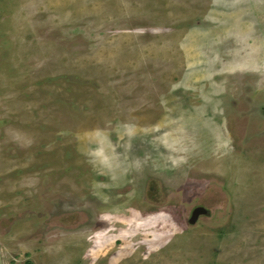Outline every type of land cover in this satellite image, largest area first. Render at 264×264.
Masks as SVG:
<instances>
[{
  "label": "rangeland",
  "instance_id": "obj_1",
  "mask_svg": "<svg viewBox=\"0 0 264 264\" xmlns=\"http://www.w3.org/2000/svg\"><path fill=\"white\" fill-rule=\"evenodd\" d=\"M0 264H264V0H0Z\"/></svg>",
  "mask_w": 264,
  "mask_h": 264
},
{
  "label": "water",
  "instance_id": "obj_2",
  "mask_svg": "<svg viewBox=\"0 0 264 264\" xmlns=\"http://www.w3.org/2000/svg\"><path fill=\"white\" fill-rule=\"evenodd\" d=\"M199 213H202V210L198 208V209H196V210L194 211V213H193V215H192V220L195 219L196 216H197V214H199Z\"/></svg>",
  "mask_w": 264,
  "mask_h": 264
}]
</instances>
